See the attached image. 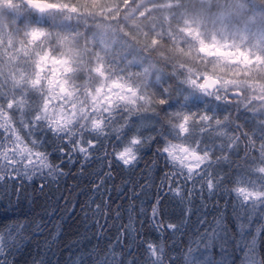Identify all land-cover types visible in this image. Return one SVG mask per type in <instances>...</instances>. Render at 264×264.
I'll return each mask as SVG.
<instances>
[{
  "label": "snow or ice",
  "instance_id": "snow-or-ice-1",
  "mask_svg": "<svg viewBox=\"0 0 264 264\" xmlns=\"http://www.w3.org/2000/svg\"><path fill=\"white\" fill-rule=\"evenodd\" d=\"M93 161L66 264H264V0H0V198ZM55 211L0 264H51Z\"/></svg>",
  "mask_w": 264,
  "mask_h": 264
},
{
  "label": "trees",
  "instance_id": "trees-1",
  "mask_svg": "<svg viewBox=\"0 0 264 264\" xmlns=\"http://www.w3.org/2000/svg\"><path fill=\"white\" fill-rule=\"evenodd\" d=\"M148 155L150 157L151 153ZM51 159L57 163L59 162L55 156ZM143 167L144 163L141 162L136 170L137 173L139 169ZM63 168L69 175L61 178L59 186L50 184L45 188L43 193H40L38 188L42 181L37 178L26 187L25 195L20 198L19 202H17L15 197L11 200L0 198V225L12 222L17 218L25 219L27 217H37L39 219L48 220L49 217L46 216L45 213L52 212L53 209H56L51 220L53 223L57 221L61 222L62 234L54 246L57 255L51 256V254H49L51 264H56L57 260L59 264H66V257L68 256L67 246L82 238V234L85 231V221L83 214L79 212V204L87 198V195L91 194V184L89 180L94 179L91 173H93L94 170H100L101 172L105 170L100 168V162L98 161H93L90 165L86 166L84 176L78 174L79 164L69 165L65 163ZM62 196H68L71 201L77 202V207L73 212H68L65 209L64 200L59 199ZM150 202L151 201L148 203ZM68 207H71V203L68 204ZM170 208L173 209L176 214L180 211L177 204L170 205ZM151 235L153 238H156L155 233ZM44 239V236H40L25 241L23 243V254L18 258V264H30V261L36 254V240L42 242ZM93 243H95V241H93Z\"/></svg>",
  "mask_w": 264,
  "mask_h": 264
}]
</instances>
